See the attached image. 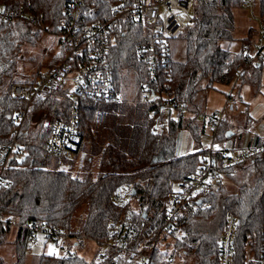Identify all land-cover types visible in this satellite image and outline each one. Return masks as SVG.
Instances as JSON below:
<instances>
[{
    "label": "trees",
    "instance_id": "obj_1",
    "mask_svg": "<svg viewBox=\"0 0 264 264\" xmlns=\"http://www.w3.org/2000/svg\"><path fill=\"white\" fill-rule=\"evenodd\" d=\"M116 1L84 0V3L87 13L94 12L93 20H100L98 13L107 15ZM241 1L195 0L196 24L186 27L176 37L183 43L184 59L171 58L167 89L170 101L189 111L203 112L206 94L216 85L230 86L235 81L238 87L248 84L254 91L259 89L264 52L258 50L252 29L240 39L235 40L233 36L235 10L241 9ZM0 2L42 18L44 25L54 32L70 21L61 13L63 0ZM252 6L257 8L261 23H264V0H253ZM89 22L84 20V23ZM139 31L138 26L127 24L116 43L108 49L107 61L116 90L123 69L133 71L138 83L147 78V67L137 58ZM40 35L39 30L22 20L0 21V144L16 136L23 146V157L13 160L3 174L0 245L11 230L1 221L13 219L20 224L35 222L51 227L58 236L66 234L68 239L73 238L71 246L80 245L85 238L102 247V251L89 261L67 252L64 256L42 254L36 264H139L141 253L162 258L166 253L160 251L159 241L155 240L165 223L166 199L177 184L199 170L205 151L171 156L157 163L152 160L174 152L181 130H188L195 141L199 140L205 131L204 123L190 116L164 118L157 110L152 113V108L141 102L132 110L130 124L110 127L106 119L110 116L99 112L97 102L80 100L77 151L84 139L89 140L92 147L100 146L96 178L91 179L87 172L75 176L70 171L50 169L52 160L44 150L50 125L65 117L68 104L52 96L36 99L19 135H14L16 127L11 118L21 108V103L8 96L11 84L32 81L38 74L37 71L33 75H19L16 66L24 45ZM234 41H237L236 47H233ZM110 102L115 101L101 104ZM154 125H158V134L152 133ZM233 134V127L225 117L217 128L216 141H229ZM253 144L264 147V138H255ZM222 176L229 179L234 188L227 190L218 182L215 190L202 198L209 208L192 212L185 218L181 227L184 235L174 239L172 255L191 257L194 264L217 263L218 243L227 213L233 214L237 221L233 264H242L247 245L260 247L264 218V153L251 162L225 170ZM117 194L119 199L114 200ZM84 209L82 223L75 228L77 215ZM214 220L216 230L208 232L205 225ZM15 231L13 264H26L29 234L23 229ZM114 231L125 236L122 249L104 248V243L111 242ZM67 245L69 247L70 243ZM100 253H104V257L98 260ZM0 264H6L1 257Z\"/></svg>",
    "mask_w": 264,
    "mask_h": 264
},
{
    "label": "built area",
    "instance_id": "obj_2",
    "mask_svg": "<svg viewBox=\"0 0 264 264\" xmlns=\"http://www.w3.org/2000/svg\"><path fill=\"white\" fill-rule=\"evenodd\" d=\"M253 0H242L241 8L252 7ZM195 0H117L108 14L99 12L100 20H93L94 12H86L84 0H63L61 13L70 19L58 31L54 32L44 25L43 19L22 9H12L0 2V21L19 19L32 25L36 30L48 35L59 36L61 50L57 53L59 60L51 67L44 68L32 81L13 83L8 87V96L21 103L11 118L16 127L14 135H19L29 115L33 102L41 97L52 96L66 102L65 117L50 125L45 153L57 170H69V162L74 159L78 145V123L81 109L80 100L92 102L117 101L118 95L111 67L107 61L109 47L116 43L117 37L127 24L138 26L141 31L137 58L147 67V78L139 85L140 100L148 104L154 113L157 110L164 118L176 119L178 116H190L204 120L211 128V141L203 149V162L199 170L175 186L166 199L164 226L155 242L163 236L178 233L185 218L192 212L209 208L203 201L212 193L229 168L253 161L264 153V147L251 144H237V141H216V131L225 116L224 107L209 114L189 111L169 100L167 89L170 81L169 66L171 62L170 41L184 32V29L196 24L194 15ZM88 19L89 23H84ZM259 51L264 52V23L260 25L257 43ZM234 103L231 97L227 105ZM231 107V106H230ZM157 119V117H156ZM256 125V123L254 124ZM247 131L249 128L246 129ZM153 134L159 133L158 125L152 128ZM237 139V137H236ZM22 144L16 136L6 144H0V187L3 174L13 160L23 157ZM119 199V194L114 200ZM200 200V202H198ZM2 224L14 229H23L29 234L31 246L43 241L58 243L60 237L69 240L66 234L58 236L51 227L35 222L20 224L17 220L3 219ZM236 218L227 213L218 243V261L215 264H233L235 255ZM262 243L259 248L245 247L242 264H264V218L262 221ZM70 240H74L71 238ZM125 236L114 231L109 244L122 249ZM133 254V253H131ZM104 253L97 255L101 260ZM139 264H173L171 256L152 257L151 253H141ZM114 264V262L110 263Z\"/></svg>",
    "mask_w": 264,
    "mask_h": 264
},
{
    "label": "rangeland",
    "instance_id": "obj_3",
    "mask_svg": "<svg viewBox=\"0 0 264 264\" xmlns=\"http://www.w3.org/2000/svg\"><path fill=\"white\" fill-rule=\"evenodd\" d=\"M260 24L262 23L257 8H253L252 6L247 10L242 8L235 10V27L233 32L235 40L244 37L248 29H252L254 42L256 43ZM40 34L38 38L31 39L22 48L20 60L16 66L17 74L33 75L38 71L37 76L44 68L53 66L59 60L58 56H56L61 50L59 36L55 37L41 31ZM236 44L237 41H234L233 47H236ZM170 47L172 60L182 61L184 59V48L181 40L178 38L172 39ZM252 51L253 49H251ZM235 83L234 81L230 86L216 85L213 89L209 90L205 97L203 112L209 114L219 111L224 107L226 112L224 118L226 117L229 120L234 130V134L229 141L233 142L236 140L239 145L247 142L251 144L253 141L250 140L253 139V135L264 138V67L261 70L258 90L254 91L248 84L238 87ZM117 95L118 100L115 102L95 104L98 106L100 113L103 112V115L106 117L110 116V119L106 118L108 120L107 124L110 127L130 124L133 118L132 110L141 104L138 80L133 71L129 69L122 70ZM228 97H231L234 103L230 105L231 107L227 105L226 109ZM198 121L205 122L204 120ZM255 123L256 125H254ZM204 125L205 131L197 141L192 138L188 130H181L176 137L174 152L163 154L162 157H181L188 153L203 150L211 141V128L205 123ZM247 128H249L248 131L246 130ZM247 139L250 140L246 141ZM99 148V145L92 147L90 141L84 139L74 159L69 162L68 171L75 176H82L87 172L91 179H95L98 172ZM49 168L57 170L54 167L53 161H51ZM220 182L227 190L234 188L233 183L225 176L221 177ZM84 214L85 209L77 215L74 222L75 228L82 223ZM206 228L208 232H215L216 221L214 220L211 224L205 225ZM15 234V229L11 228L7 234L6 241L0 245V257L6 264H13L15 260ZM182 237L178 233L163 236L157 247L162 253H166L165 256L173 258V264H194L191 257H180L177 253H174L175 255L171 254L174 239ZM66 242L70 243L69 247L66 246ZM72 244L73 240L64 241L62 237L58 239L57 244L39 239L37 243L31 245L30 249L25 252L26 264H36L38 257L42 254L64 256L67 252L89 261L98 251H102V247H98L94 241L85 238L82 239L80 245L71 246Z\"/></svg>",
    "mask_w": 264,
    "mask_h": 264
},
{
    "label": "crops",
    "instance_id": "obj_4",
    "mask_svg": "<svg viewBox=\"0 0 264 264\" xmlns=\"http://www.w3.org/2000/svg\"><path fill=\"white\" fill-rule=\"evenodd\" d=\"M261 25V24H260ZM260 29V28H259ZM258 39H259V33H258V37H257V40H256V44L258 43ZM231 109V108H230ZM253 137V139L252 140H250V139H247L246 141H248V140H250V141H254L255 140V138H257V137H259L258 135H253L252 136ZM245 141V142H246ZM248 144H250L249 142H247ZM247 143H244V145H246ZM68 242L66 243V246L68 247ZM73 246H77L76 244H74Z\"/></svg>",
    "mask_w": 264,
    "mask_h": 264
},
{
    "label": "water",
    "instance_id": "obj_5",
    "mask_svg": "<svg viewBox=\"0 0 264 264\" xmlns=\"http://www.w3.org/2000/svg\"><path fill=\"white\" fill-rule=\"evenodd\" d=\"M230 135H227V137H229ZM163 160V157L162 156H157V157H155L153 160H152V162L153 163H157V162H160V161H162ZM198 202H200V200L198 201Z\"/></svg>",
    "mask_w": 264,
    "mask_h": 264
},
{
    "label": "snow or ice",
    "instance_id": "obj_6",
    "mask_svg": "<svg viewBox=\"0 0 264 264\" xmlns=\"http://www.w3.org/2000/svg\"><path fill=\"white\" fill-rule=\"evenodd\" d=\"M0 11H3V9H0Z\"/></svg>",
    "mask_w": 264,
    "mask_h": 264
}]
</instances>
